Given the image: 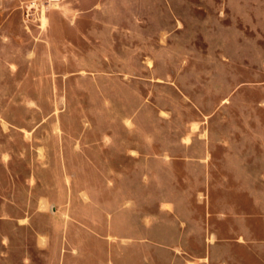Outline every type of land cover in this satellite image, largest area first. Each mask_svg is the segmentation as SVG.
I'll use <instances>...</instances> for the list:
<instances>
[{"label":"rangeland","instance_id":"rangeland-1","mask_svg":"<svg viewBox=\"0 0 264 264\" xmlns=\"http://www.w3.org/2000/svg\"><path fill=\"white\" fill-rule=\"evenodd\" d=\"M0 264H264V0H11Z\"/></svg>","mask_w":264,"mask_h":264},{"label":"crops","instance_id":"crops-1","mask_svg":"<svg viewBox=\"0 0 264 264\" xmlns=\"http://www.w3.org/2000/svg\"><path fill=\"white\" fill-rule=\"evenodd\" d=\"M10 4L13 5V3H11V0H0V16L4 14L5 12H7L8 8L10 7ZM0 26L2 27L3 25H0ZM0 37H3V36H0Z\"/></svg>","mask_w":264,"mask_h":264},{"label":"built area","instance_id":"built-area-1","mask_svg":"<svg viewBox=\"0 0 264 264\" xmlns=\"http://www.w3.org/2000/svg\"><path fill=\"white\" fill-rule=\"evenodd\" d=\"M44 1L48 2V4H51V3H53V2H55L57 0H44Z\"/></svg>","mask_w":264,"mask_h":264}]
</instances>
